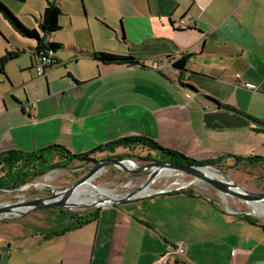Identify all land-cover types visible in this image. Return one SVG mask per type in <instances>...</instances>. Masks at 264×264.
Returning a JSON list of instances; mask_svg holds the SVG:
<instances>
[{"label":"crops","instance_id":"0c3cea01","mask_svg":"<svg viewBox=\"0 0 264 264\" xmlns=\"http://www.w3.org/2000/svg\"><path fill=\"white\" fill-rule=\"evenodd\" d=\"M98 1L89 12L83 8L84 21L71 14V39L56 38L65 26L60 22V30L44 37L60 48L43 76L33 69L37 42L6 18L28 49L0 34V56L17 51L0 66V153L34 154L58 145L96 157L105 153H91L98 146L148 138L196 161L264 157V0H151L138 10L123 0ZM102 48L138 63L105 64L88 56ZM183 54L189 55L184 68H174ZM128 152L116 147L107 153ZM47 208L62 211H36ZM226 211L195 193L154 194L99 208L78 227L70 218L48 228H19L31 211L0 216L6 221L0 226L4 244L15 240L13 251L25 257L19 264H159L177 244L184 253L172 257L180 264H264L263 228Z\"/></svg>","mask_w":264,"mask_h":264},{"label":"rangeland","instance_id":"374dc122","mask_svg":"<svg viewBox=\"0 0 264 264\" xmlns=\"http://www.w3.org/2000/svg\"><path fill=\"white\" fill-rule=\"evenodd\" d=\"M47 1H55L56 4H61L62 14L59 16V22L64 24L65 26L56 34V38L61 41H67L71 39L72 33L69 22V17H71V14L80 16V18L84 21L83 8H88L87 11L89 12L90 6L95 7L98 6L99 3L98 0H0V4L4 6L8 11H10L12 15L21 23L28 26L29 28H32V26H36L37 30H39L38 22L40 13L47 4ZM109 1L111 2L113 0H107V2ZM123 2L128 6L138 10L139 7L141 9H147L148 4L151 2V0H123ZM158 2H160L161 4L165 3L164 0H158ZM166 4L167 3H165V5ZM73 20L74 22H76V19L74 17ZM117 23L119 24V20H117ZM77 30V37L82 41L86 40L90 43V37L84 36L83 32H81L80 29ZM0 34H3V37H5L11 43L18 45V47H24L26 50L28 49V47L24 43L19 41L20 37H18V35L13 32L12 25L9 23V21L1 11ZM3 37L1 36L0 38V51L2 49ZM95 44L97 45L98 43L95 42ZM97 48L99 47L97 46ZM102 49L103 51L97 52H107V49ZM65 57L66 56H64V54L61 55V58ZM23 59H26V56L20 58V60ZM116 151L118 152L119 149H117ZM149 154L155 160H167L166 157L161 154L155 152L149 153V151L142 149L130 150V152L126 153L125 158L131 159L138 163H144L145 161H142L138 157L147 156ZM109 155L111 156L112 154ZM96 157H103V155H97ZM92 165L93 163L82 162L78 160L65 161L54 159L51 162V167L46 169L44 173L29 178L26 183L19 186L20 188L18 190H15L16 188H0V203L26 200L37 196H46L48 195L47 191L62 189L73 183L75 180L85 174L92 167ZM209 169L213 171L215 170L224 179L237 182L239 185L249 191H264V177H262L264 175V169L245 170L240 168L239 166L237 167L232 162L225 163L219 169L215 166H211L209 167ZM146 174V172L130 173L115 166H108L100 171L92 179L90 184L93 183L94 185L102 188L106 187L105 189L112 191V193L121 195L136 188L144 180ZM187 183L188 185L185 188H179L181 185ZM150 188L152 190L168 189V191L190 189L191 192L195 194L213 199L219 204L221 208H224L227 211L231 210L232 212L239 215H250L258 219L260 222H264V217L255 215L252 208L241 199L228 195L222 196L205 182L192 181L191 176L183 174L181 172H168L167 174L159 176L151 183ZM2 191L9 192L4 193ZM77 205L81 206L90 204L78 203ZM70 211L77 214H84L90 210L75 208L71 209ZM229 212L230 211H228L227 213ZM9 216V218H16L14 215ZM9 218H6V220ZM70 218V214L67 213V211L58 212L57 210L52 208L42 209L38 211L33 210V212L31 211L21 221H18V227L24 228V226H28L33 230H36L39 227L48 228L55 225L59 221L65 220L66 223H72V220ZM4 222L0 220V224H3ZM5 235H7L6 231L2 226H0V264H19V261H24L25 257L20 256L19 253L13 251V249L15 250L16 247L14 246L15 240L12 241V244L9 247L4 244Z\"/></svg>","mask_w":264,"mask_h":264},{"label":"trees","instance_id":"16d2710c","mask_svg":"<svg viewBox=\"0 0 264 264\" xmlns=\"http://www.w3.org/2000/svg\"><path fill=\"white\" fill-rule=\"evenodd\" d=\"M0 11L8 18L14 28L19 32L20 35L26 38L34 39L37 43L32 48L33 62L39 52H48L53 56V52L60 48L58 43L44 42V37L50 33L56 32L61 29L59 23V16L62 14L61 4L55 2H47V5L43 8L40 13L37 31L35 28H27L17 18H15L10 11L0 4ZM179 28H182L178 25ZM31 50V48H29ZM24 50H21L23 52ZM88 56L98 62L105 64H125L131 65L138 63V60L131 56L116 55L108 52H92ZM17 57V51H5L0 56V66ZM188 54L179 56L175 61L172 62V66L177 69H183L188 59ZM52 67V66H51ZM191 89H195L193 86H189ZM116 147H122L124 149L132 150L135 148L155 152L166 157V161L177 162L180 164H195V165H210L215 166L218 169L225 163L217 159H209L204 161H196L183 156L182 154L163 148L148 138H122L113 142H110L103 146H98L91 153L95 152H113ZM126 154L109 156L107 158H125ZM142 161H153L155 160L149 155L138 157ZM54 159L65 160V161H82L88 163H94L96 158H92L90 153L88 154H71L69 151L58 145L48 146L39 150L34 154H25L17 150H10L0 153V188L11 189L17 188L20 185L26 183L29 178L40 175L51 167V162ZM233 164L239 166L245 170L264 169V157L249 156V157H233L231 158ZM264 177V175L262 176ZM187 193L193 194L190 189L172 190L162 194H178ZM62 211H67L71 214L73 220V226H80L84 223L94 219L97 210H91L86 212L87 215L78 216L65 208H59ZM247 221L253 224H259L264 230V222H260L258 219L250 215H240Z\"/></svg>","mask_w":264,"mask_h":264},{"label":"water","instance_id":"95a60500","mask_svg":"<svg viewBox=\"0 0 264 264\" xmlns=\"http://www.w3.org/2000/svg\"><path fill=\"white\" fill-rule=\"evenodd\" d=\"M108 166H115L130 173H144L146 177L134 189L121 194L119 197L102 198L96 204L81 205L70 201L72 193L79 185L93 177L98 172L102 171ZM211 167L210 165H195V164H180L177 162H170L166 160H153L144 163H138L126 158H104L96 160L92 167L81 177L75 180L70 185L57 190L47 191L46 196H37L26 200H17L15 202H1L0 216L5 215H23L28 211L40 209L42 207H56L65 209H85L96 210L102 207L115 205L124 201L133 200L136 198L151 196L153 194H162L168 192V189L152 190L151 183L157 179L162 172H181L192 177V181H202L214 188L220 195H228L241 199L244 202H264V191L253 192L245 189L233 180H227L222 177H215L208 173L205 169ZM187 184L181 185L179 188H185ZM17 187L15 190H18ZM148 191V192H147ZM7 193L9 191H2Z\"/></svg>","mask_w":264,"mask_h":264},{"label":"bare ground","instance_id":"6f19581e","mask_svg":"<svg viewBox=\"0 0 264 264\" xmlns=\"http://www.w3.org/2000/svg\"><path fill=\"white\" fill-rule=\"evenodd\" d=\"M205 170L208 173H210L212 176L222 177L215 170L213 171V170L209 169V167L206 168ZM167 173L168 172L165 171V172H162L161 175H164ZM97 174H95L93 177H91L90 179H88L87 181H85L84 183H82L81 185H79L77 187V189L72 193V195L70 197L71 202H74L76 204H78V203L96 204L102 198H105V197L115 198V197L120 196V195L112 193V191H110L108 189H105L106 187L102 188V187L94 185L93 183L90 184L92 179ZM223 196H225V195H223ZM245 203H247V202H245ZM247 204L252 208L253 213L255 215L264 217V204H263V202L262 203L261 202H248ZM229 211H231V210H229ZM2 216H5V215H2Z\"/></svg>","mask_w":264,"mask_h":264},{"label":"built area","instance_id":"2783aa9c","mask_svg":"<svg viewBox=\"0 0 264 264\" xmlns=\"http://www.w3.org/2000/svg\"><path fill=\"white\" fill-rule=\"evenodd\" d=\"M178 24L183 27L186 24L185 19H180L178 21ZM56 63V59H54V57L50 53L39 52L37 53V56L33 62V69L37 76H43L46 70L49 67L54 66ZM183 253L184 247L182 244L169 245L167 247V252L160 257L159 264H180L178 259L172 257V254L182 255Z\"/></svg>","mask_w":264,"mask_h":264},{"label":"flooded vegetation","instance_id":"af4514ba","mask_svg":"<svg viewBox=\"0 0 264 264\" xmlns=\"http://www.w3.org/2000/svg\"><path fill=\"white\" fill-rule=\"evenodd\" d=\"M103 155V157H99V158H96V157H93V156H91L92 158H96V159H104V158H107V157H109L110 155L108 154V153H103L102 154Z\"/></svg>","mask_w":264,"mask_h":264}]
</instances>
